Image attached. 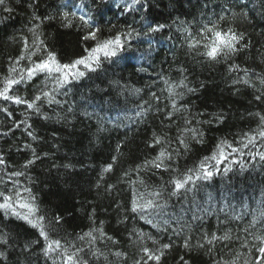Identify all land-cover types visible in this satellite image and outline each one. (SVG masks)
I'll return each mask as SVG.
<instances>
[{
    "label": "trees",
    "instance_id": "obj_1",
    "mask_svg": "<svg viewBox=\"0 0 264 264\" xmlns=\"http://www.w3.org/2000/svg\"><path fill=\"white\" fill-rule=\"evenodd\" d=\"M140 1L154 7L153 22L158 9L164 11L162 14L176 15L171 20L174 24L171 23L170 32L177 44L169 51L162 50L160 45L161 51L151 55L148 62L145 56L149 54L137 47L102 60V74L91 75L88 71L100 89L93 85L91 77L86 79V73L77 81V87L69 88L73 90L71 93H66L69 89L65 86L59 89L55 93L59 103H44L40 113L0 99V155L6 161L1 166L4 171L0 172V179L11 180L15 177L6 173L23 172L17 185L31 189L40 214L46 217L44 223L51 237L59 239L69 254L75 251L73 245L87 252L90 247L87 240L80 241L77 237L93 227H102L112 240L98 239L91 245L103 255L82 254L89 264H135L137 260L155 264L147 260L141 249L148 247L155 252L163 244L171 247L164 250L160 264H216L221 258L231 260L237 253L240 254L237 264H264V254L258 251L264 245L256 239L264 237V160L257 151L264 150V140L242 147L247 143L244 134L252 136L258 131L259 118L255 114H264V98H255L264 92L258 80L264 76V0ZM70 2L5 0L0 5V79L8 75L10 67L27 66V61L15 65L24 51L25 40L28 51H32L38 36L47 51L61 62H69L93 46L95 41L84 40L90 32L95 31L104 39L122 28L123 23L117 17L110 20L109 2L83 0L78 6L69 7ZM65 13L71 26H66ZM221 15L226 18L220 21L221 30L233 28L243 33L242 43L247 46L230 59L215 62L203 55L206 51L203 45L212 39L210 33L206 38L202 35L203 25L217 21ZM30 29H35L36 35ZM141 36L149 40L148 47L153 46V37L148 32ZM159 41L163 43L164 37ZM196 41H199L196 48H190L189 43ZM143 61L151 62L153 72L159 74L158 82L152 83L166 86L154 88L155 98L149 95L142 103H128L136 116L139 110L145 111L138 115L140 118L134 123L137 126L131 128L123 122V128H111L107 123L113 121L111 118L121 120L119 117L130 115L103 111V107L117 103H102V98L111 99L118 92L127 100L138 99L152 84L137 74ZM233 65H239L241 71L232 70ZM243 69L252 71L245 77ZM242 77L255 86L237 83ZM180 81L184 86H180ZM42 83L32 80L15 86V94L31 99ZM172 86L177 95L169 92ZM52 87L49 83L45 90ZM100 94L103 96L98 100ZM173 101L179 111L171 108ZM4 108L7 113L2 111ZM168 112L174 113L171 121ZM186 120L191 123L186 124ZM185 127L203 134L197 140L185 134L187 149L176 141L179 130ZM154 132L170 140L171 148L179 150L171 161H166L169 171L152 167L137 170L138 165L153 159L158 152V148L149 147ZM256 139L260 137L257 135ZM222 141L241 151L232 152L225 145L226 160L219 164L207 162L213 175L199 195L190 198L182 190L172 195L175 188L170 181L181 178L189 169H197ZM30 159L35 162L23 168ZM109 164L112 170L104 172ZM153 192L160 193L154 199L162 206L153 213L154 222L165 230L146 224L138 214L129 211L135 194L147 196ZM56 217L60 218L59 223ZM139 232L151 234L158 243L141 241ZM225 233L231 237L229 241L206 243V236ZM0 239L7 241L0 243L3 254L0 264H54V254L45 257L43 240L36 242L38 232L22 219L6 218L0 212ZM186 240L189 248L183 246ZM245 243L247 246H242ZM200 244L204 247H199ZM117 251L124 255L116 257ZM55 264H64V258L56 256Z\"/></svg>",
    "mask_w": 264,
    "mask_h": 264
},
{
    "label": "snow or ice",
    "instance_id": "obj_2",
    "mask_svg": "<svg viewBox=\"0 0 264 264\" xmlns=\"http://www.w3.org/2000/svg\"><path fill=\"white\" fill-rule=\"evenodd\" d=\"M139 0H132V4L135 5ZM5 0H0V5H3ZM7 10V9H6ZM65 21H67L66 26H71V21L68 19V14L64 15ZM81 20H84V17H80ZM225 16L221 15L218 17L217 21H210L203 25V34H211L212 39L210 43L204 44L206 51L203 55L207 56L210 60L218 62L220 58L225 60L230 59L232 56L237 54L242 48L247 45L242 43L244 41V34L236 32L233 28H228L226 31L221 30L220 21H224ZM86 23V21H85ZM38 27V26H37ZM156 29H153L155 31ZM34 35H36L35 29H30ZM187 31V29H185ZM93 40L95 41L94 46L85 48L84 54L78 56L74 60L69 62H61L57 59V56L51 52L47 51L43 47V41L39 40L37 36L36 41H34L35 48L32 51H28L29 45L27 41L24 42V51L16 59L15 65H19L21 61H27V66L22 68H17L16 66L10 67L8 75L0 79V99L4 101H11L14 104H23L26 105L27 109L34 110L36 113H40L41 107L44 103L49 105L53 103H59L55 98V93L63 88L68 83L78 80L79 78L85 76L86 71H95L96 67L99 66L101 59H109L115 57L118 50L123 49L124 42L121 38V35L117 34L114 37H109L105 39H100L97 36V32H90L84 37V40ZM199 44V41L194 43H189L190 48H196ZM27 52V55L24 53ZM39 56V59H33V57ZM232 70L241 71L239 65H233ZM244 76L247 77L250 69H243ZM16 74V75H13ZM40 77L43 80V83L40 87L37 88L34 95L31 99H25L24 97L15 94V86H19L22 83L32 81L35 78ZM259 84L264 87V76L258 78ZM237 83H243L246 86H255L252 84L250 79L241 78L236 81ZM49 83H52L54 87L51 90H45L48 88ZM180 86H184V82L180 81ZM172 86L169 88V92L172 95H177L173 91ZM259 90V89H258ZM135 92H139V89H135ZM192 91V89H189ZM155 98V97H154ZM257 100L264 98V92H261V95L255 97ZM171 108L175 111H179L176 106L175 101L172 102ZM4 112H8L7 108L2 109ZM173 112H168L167 118L171 121L173 117ZM11 116V113H8ZM139 115V113H137ZM259 118L258 131L256 135L249 136L247 133L244 135L247 137V143L242 144L243 148H247L249 144H254L256 142V136L258 135L262 140H264V114L256 113ZM21 123H26L22 121ZM191 121L186 120V124H190ZM19 127V125H17ZM31 127V125H28ZM180 135L176 137V141L183 146L184 149L188 148L187 138L185 134H190V139L197 140L199 136L203 134L195 128L185 127L180 129ZM29 136H33L32 132H28ZM153 135V142L149 147L158 148L157 154L151 160H146L142 165L137 166V170L147 169L149 167L156 169H164L165 171L171 170L169 165L166 164V161H171L174 154H178L179 150L171 148V141L167 140L165 137L158 136L155 132ZM33 139L35 137L33 136ZM225 145L228 148H231L232 152H239L241 149L234 148L232 145L227 144L226 141H222L217 145V151L214 152L210 157H205L203 161L200 162L199 167L195 170L189 169L187 173L183 174L181 178H173L170 183L174 185L175 191L172 195L177 194L178 191L185 189L186 185L194 182L195 180L208 179L213 175V172L209 170L208 161H216L217 164L221 163L223 160H226L228 157L225 155ZM30 147V146H29ZM171 149V150H170ZM33 155L35 152L33 150ZM261 160H264V153H259ZM38 158V157H37ZM115 159V158H113ZM35 162L34 159L28 160L25 164L22 165L23 168H28ZM6 164V161L2 155H0V166ZM112 170V165L109 164L104 172H110ZM9 177H19L23 175L22 171H14L10 174H7ZM13 187L11 190L8 189L7 183L0 179V185H3L0 188V210H3L6 214L16 216L19 219L24 220L28 223L33 229L38 232V239L36 242H39L40 239L44 242V247L42 249L45 257L52 255L54 264L56 256L64 258V264H89L87 259L83 258V255H87L88 252L91 253L92 257H98L103 255L99 252L98 249L93 250L91 245H94L98 239L101 240H112V237L108 236L102 227H93L89 231L83 233L77 237L80 241L87 240L90 247L87 249L80 247L76 248L75 245L72 247L75 248V251L72 254L68 253L66 247H62L61 241L59 239L52 238L49 231L47 230V225L44 223L46 217L43 214H40L38 205L35 203V196L32 194L31 189L24 187L20 188L17 186L16 181H11ZM143 184V180L140 181ZM26 194V195H25ZM160 195L159 192L148 193L147 196L144 193H137L134 195V198L131 200V206L129 211L134 214H138L140 219L144 220L146 224L151 225L158 230H165L160 228L158 222H154L153 213L161 209V205L154 199ZM19 209V210H18ZM23 210V211H20ZM264 215V213H262ZM57 223H59L60 218H55ZM91 219V216H90ZM93 223H95L93 221ZM103 222H101L102 224ZM168 221H164V224H167ZM135 231V230H134ZM98 233V236L96 235ZM141 241L144 239L152 240L153 244H157L158 241L149 233L139 232L137 233ZM231 237L225 233L224 236H216L213 234L211 238L205 237L206 243L212 245L213 241H229ZM262 244H264V237H256ZM115 243V241H112ZM0 243H7L6 240L0 239ZM185 248H189L190 245L185 241ZM242 246H247L245 243ZM171 244L161 245L155 252H153L148 247H142V252L147 260L155 261V264H160L162 257L164 256V250L169 249ZM199 247H204V244H200ZM212 249L209 248V252ZM258 251L264 254V247H260ZM3 254L0 253V256ZM116 257H121L124 255L122 252H115ZM239 253L231 260H224L221 258L220 261H217L216 264H237L239 260ZM106 259V257H105ZM183 260V258H181ZM135 264H147L144 260H137ZM247 264V262H245Z\"/></svg>",
    "mask_w": 264,
    "mask_h": 264
},
{
    "label": "bare ground",
    "instance_id": "obj_3",
    "mask_svg": "<svg viewBox=\"0 0 264 264\" xmlns=\"http://www.w3.org/2000/svg\"><path fill=\"white\" fill-rule=\"evenodd\" d=\"M83 1V0H82ZM81 0H71V2L69 3V7H76L79 4L82 3ZM101 2H106L108 4V2L110 3L111 7L109 9L110 12V20H112L114 17H117L119 20L122 21V28L117 32H115L114 34H112L111 36H108L106 38L109 37H114L117 34L121 35V38L124 42V47L121 50L117 51L116 56H121L124 52L128 51L129 49H132L134 47L137 48H144V52L149 54L145 56V60L146 62H148L147 60H149V57H151V55L158 53L159 51H161L164 48H167V50L169 51V49H171L173 46H175L177 43L175 41V39H173L172 34L170 32L171 29V23L174 24L172 20L173 17H175L176 15H166V14H162L164 13V11L162 12L161 9H158V14L157 12L155 13L156 17L154 18V22L153 17H152V9L154 8L153 6L148 5L146 2H141L139 0L138 3H136L135 5L132 4V0H100ZM104 2V3H105ZM108 7V6H107ZM175 19V18H174ZM173 19V20H174ZM153 29H156L155 31H153ZM149 33V36H151V39L153 37V46L152 47H148V45L146 44L147 42H149V40L144 37L141 36L143 34ZM140 37L145 38V40L141 39ZM161 37H164V42L162 43L161 41H159V39ZM100 39H102L100 36L98 37ZM105 39V38H104ZM95 42L93 43L94 46ZM161 45V48H160ZM180 44L178 43L177 46H179ZM152 48L156 49L153 50ZM102 60H106V59H101ZM145 61L142 62V64L139 66L138 68V72L137 74L139 76L142 77V79H144V81H149V82H153L154 80L156 82H158L157 77L159 76L158 73H154L153 71V67L154 65L150 62V63H146ZM103 68L101 67V65L99 64L98 67H96L95 71H91V75H96L98 73L102 74ZM87 73V77L86 79L91 77V82H94L93 77L88 73V71H86ZM81 78H79L78 80H74L70 83H68L67 85H65V87L67 89L72 88L73 87H77V81H79ZM35 81H43L42 78L37 77L34 79ZM33 80V81H34ZM27 83V82H25ZM25 83H22V85H24ZM147 83V82H145ZM155 83V82H154ZM158 86H166V83H161L159 85V83H155ZM93 85L97 88L100 89V87L96 84L93 83ZM157 85H154L153 83L151 85H148L142 95L139 96L138 99L134 100H127L124 97H120L119 93L116 92L117 94H115L111 99H106L104 98V96L102 94L98 95L97 99L99 100L100 97L103 96L102 98V103H117L113 104L110 107H103V105L101 107H103V111H109V112H114V114H116L117 116H119L118 114H128L129 113V117L125 118V117H119L121 120H118L117 118H111L113 121H109L107 123H109V126L111 128L117 129V128H123L124 127V123L129 125L130 127H135L137 126V124H134L138 118H140V116L143 115V113L145 114V111L143 110H139V115L140 116H136V114H134V110L131 109V107H129L128 103H142L141 101H145L147 99V97L149 95H151L152 97H154L156 95V92L154 91V88H156ZM21 86V85H20ZM153 89H152V88ZM69 89L66 93H71L73 90ZM72 90V91H71ZM63 101V98H61ZM98 103V102H97ZM101 103V102H99ZM97 111H99V107L96 108ZM136 111V110H135ZM122 116V115H121ZM123 120V121H122ZM124 122V123H123ZM131 127V128H132ZM262 139H256V144H261ZM261 150V151H260ZM257 151H259V153H264L263 149H258ZM4 170H1V166H0V172H3ZM7 176V175H6ZM20 178L19 177H15L11 180L8 179H3V181H5L7 183V187L9 190H11V188L13 187V184L11 183V181H18ZM210 179V178H208ZM208 179H200V180H195L194 182L190 183L189 185H186L185 189H182V191L184 192V194L190 196V198L193 197V195H199L200 191L204 189L205 185H207V181ZM3 186V185H1ZM18 186V185H17ZM229 204H230V199L226 200ZM2 216L6 217V218H14L17 219L18 218L16 216L10 215V214H6L3 210H0ZM264 245V244H263Z\"/></svg>",
    "mask_w": 264,
    "mask_h": 264
}]
</instances>
